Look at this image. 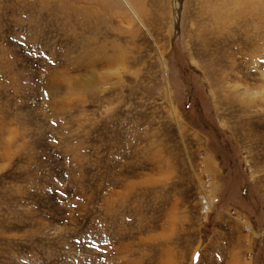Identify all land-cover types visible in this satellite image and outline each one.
Here are the masks:
<instances>
[{
	"label": "rangeland",
	"instance_id": "obj_1",
	"mask_svg": "<svg viewBox=\"0 0 264 264\" xmlns=\"http://www.w3.org/2000/svg\"><path fill=\"white\" fill-rule=\"evenodd\" d=\"M0 264H264V0H0Z\"/></svg>",
	"mask_w": 264,
	"mask_h": 264
}]
</instances>
